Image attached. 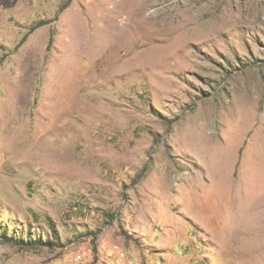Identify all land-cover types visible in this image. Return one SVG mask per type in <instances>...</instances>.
Returning <instances> with one entry per match:
<instances>
[{
    "label": "rangeland",
    "instance_id": "rangeland-1",
    "mask_svg": "<svg viewBox=\"0 0 264 264\" xmlns=\"http://www.w3.org/2000/svg\"><path fill=\"white\" fill-rule=\"evenodd\" d=\"M0 264H264V0H0Z\"/></svg>",
    "mask_w": 264,
    "mask_h": 264
},
{
    "label": "trees",
    "instance_id": "trees-1",
    "mask_svg": "<svg viewBox=\"0 0 264 264\" xmlns=\"http://www.w3.org/2000/svg\"><path fill=\"white\" fill-rule=\"evenodd\" d=\"M46 22H48V21H41V22L39 23V25L45 24Z\"/></svg>",
    "mask_w": 264,
    "mask_h": 264
}]
</instances>
